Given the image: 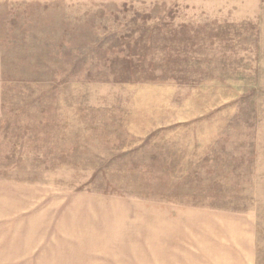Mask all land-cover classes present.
<instances>
[{
    "label": "rangeland",
    "instance_id": "rangeland-1",
    "mask_svg": "<svg viewBox=\"0 0 264 264\" xmlns=\"http://www.w3.org/2000/svg\"><path fill=\"white\" fill-rule=\"evenodd\" d=\"M199 210L264 264V0H0V264H155L68 234Z\"/></svg>",
    "mask_w": 264,
    "mask_h": 264
},
{
    "label": "crops",
    "instance_id": "crops-1",
    "mask_svg": "<svg viewBox=\"0 0 264 264\" xmlns=\"http://www.w3.org/2000/svg\"><path fill=\"white\" fill-rule=\"evenodd\" d=\"M199 211L202 213L199 225L187 220L185 230L162 229L161 226L150 235L145 231H133L132 236L130 231L119 230L110 231L106 236L73 231L68 239L75 249H95L104 245L138 249L137 253L152 254L155 264H263L260 258L262 243L252 220L247 222L245 218L210 210ZM186 213H193V210H186Z\"/></svg>",
    "mask_w": 264,
    "mask_h": 264
}]
</instances>
